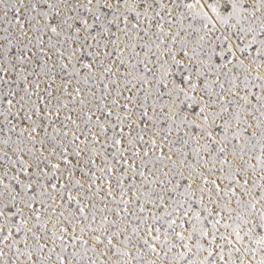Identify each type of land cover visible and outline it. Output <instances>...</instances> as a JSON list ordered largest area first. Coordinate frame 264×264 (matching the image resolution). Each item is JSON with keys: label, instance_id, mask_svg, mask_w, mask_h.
<instances>
[{"label": "snow or ice", "instance_id": "6c2138e0", "mask_svg": "<svg viewBox=\"0 0 264 264\" xmlns=\"http://www.w3.org/2000/svg\"><path fill=\"white\" fill-rule=\"evenodd\" d=\"M0 264H264V0H0Z\"/></svg>", "mask_w": 264, "mask_h": 264}]
</instances>
